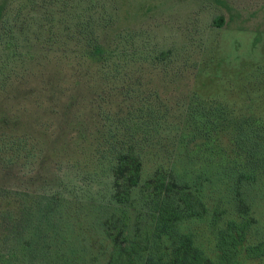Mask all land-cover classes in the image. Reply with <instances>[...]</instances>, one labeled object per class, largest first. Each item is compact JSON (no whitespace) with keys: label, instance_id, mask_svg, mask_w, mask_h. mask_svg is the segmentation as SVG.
Returning a JSON list of instances; mask_svg holds the SVG:
<instances>
[{"label":"trees","instance_id":"16d2710c","mask_svg":"<svg viewBox=\"0 0 264 264\" xmlns=\"http://www.w3.org/2000/svg\"><path fill=\"white\" fill-rule=\"evenodd\" d=\"M98 4V0H0V91L14 85L25 95L47 92L61 100L65 62L76 77L84 75L103 85L102 90L88 86V91L90 110H97L90 126L100 134L93 171L106 177L102 192L80 199L45 186L31 188L26 176L19 178L21 191L0 187V203H6L0 208V264L264 260V223L253 214L257 202H264V124L236 118L227 107L209 101L204 107L190 106L187 125L178 130L171 165L159 164L143 179L144 149L162 146V124L168 117L160 111V102L151 101L159 108L155 109L149 98L141 99L135 109H124L128 105L121 99L132 96L126 66L131 62L166 66L172 54L131 50L130 37L120 33L108 39L114 15H94ZM213 24L223 27L224 18H215ZM11 73L23 76V81L12 83ZM15 118H0V174L7 181L16 164L29 159L35 149L28 146L26 132L16 134L10 128ZM228 135L233 148L231 155H224L222 140ZM155 137L160 141L153 142ZM195 141L196 149L189 150L188 143ZM179 162L187 163L183 175L173 166ZM82 180L87 182L86 177ZM70 249L77 253L74 260L65 256Z\"/></svg>","mask_w":264,"mask_h":264},{"label":"rangeland","instance_id":"374dc122","mask_svg":"<svg viewBox=\"0 0 264 264\" xmlns=\"http://www.w3.org/2000/svg\"><path fill=\"white\" fill-rule=\"evenodd\" d=\"M98 3L94 15L111 18L114 15L112 27L107 28L108 39L120 33V37H130L131 50L156 49L172 54L166 66L153 67L141 62L126 66L132 96L121 99L128 105L124 109H135L141 99L149 98L153 108L166 111L168 117L162 124L165 129L162 146L144 149L143 179L149 178L159 164L171 165L173 160L169 158L177 150L178 130L187 125L184 119L190 106L204 107L207 103L204 101H209L211 105L227 107L236 118L246 117L264 124V0H98ZM217 17L224 18L221 28L213 24ZM66 66L67 62L59 78L65 86L61 100L47 92L38 93V97L25 95L14 85L0 91V118L16 116L10 128L16 134L26 132L28 146L35 148L29 159L16 164L10 180L1 179L0 174V187L11 189L12 193L24 188L19 183L23 176L31 188L45 186L78 199L94 196L99 189L103 191L106 177L101 171L96 174L93 171L99 157L95 148L100 134L99 129L90 126L89 119L97 110L92 109L93 114L90 110L92 96L88 86L95 85L100 90L105 87L84 75L76 77L72 68ZM56 74L51 72L53 78ZM10 76L12 83L23 81L20 79L23 76L15 77L13 73ZM77 79L83 80L84 85L77 84ZM151 101H159L161 106L154 107ZM228 137L222 140L224 155L232 153ZM156 141H160L158 137L153 140ZM197 142H189L187 148L194 151ZM193 156L200 158L198 153ZM173 166L183 175L187 163ZM5 205L0 203V208ZM253 214L264 223V202H257ZM190 228L194 229V224ZM100 241H96L97 247ZM65 256L74 260L77 253L70 249ZM246 264H264V260Z\"/></svg>","mask_w":264,"mask_h":264}]
</instances>
